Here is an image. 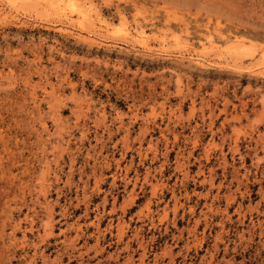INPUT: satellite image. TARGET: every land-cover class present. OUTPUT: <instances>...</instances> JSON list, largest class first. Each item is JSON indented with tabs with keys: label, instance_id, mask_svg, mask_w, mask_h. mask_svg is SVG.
<instances>
[{
	"label": "rangeland",
	"instance_id": "1",
	"mask_svg": "<svg viewBox=\"0 0 264 264\" xmlns=\"http://www.w3.org/2000/svg\"><path fill=\"white\" fill-rule=\"evenodd\" d=\"M0 264H264V0H0Z\"/></svg>",
	"mask_w": 264,
	"mask_h": 264
}]
</instances>
